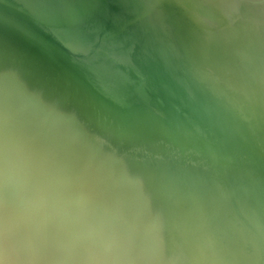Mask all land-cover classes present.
Masks as SVG:
<instances>
[{
    "label": "clouds",
    "instance_id": "obj_1",
    "mask_svg": "<svg viewBox=\"0 0 264 264\" xmlns=\"http://www.w3.org/2000/svg\"><path fill=\"white\" fill-rule=\"evenodd\" d=\"M245 36L199 69L213 95L187 120L0 72V264H264V42Z\"/></svg>",
    "mask_w": 264,
    "mask_h": 264
},
{
    "label": "water",
    "instance_id": "obj_2",
    "mask_svg": "<svg viewBox=\"0 0 264 264\" xmlns=\"http://www.w3.org/2000/svg\"><path fill=\"white\" fill-rule=\"evenodd\" d=\"M245 34L264 42V0H0V66L55 78L129 123L206 113L199 69L238 57Z\"/></svg>",
    "mask_w": 264,
    "mask_h": 264
},
{
    "label": "bare ground",
    "instance_id": "obj_3",
    "mask_svg": "<svg viewBox=\"0 0 264 264\" xmlns=\"http://www.w3.org/2000/svg\"><path fill=\"white\" fill-rule=\"evenodd\" d=\"M4 27H5L4 29L6 31H8L10 34L14 35L17 39H19L22 43H24V46L25 47L32 48L33 50H35L39 54L45 56V54L41 53V51L39 50V48L32 41H29V40L25 39L22 35H20L16 31L12 30L10 27H8V24H6ZM1 65L2 66H0V71L2 70V71H4V73L10 72L13 69H15V68H11V67L7 66L6 63H3ZM67 75H68V77L70 78L71 81H74L73 77H71L69 74H67ZM75 83L81 87V91L80 92L83 93V95L86 94L87 92L89 93V90L86 87L82 86L80 82H77L76 81Z\"/></svg>",
    "mask_w": 264,
    "mask_h": 264
}]
</instances>
